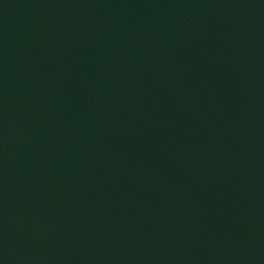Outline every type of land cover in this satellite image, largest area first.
Segmentation results:
<instances>
[{
  "label": "water",
  "instance_id": "95a60500",
  "mask_svg": "<svg viewBox=\"0 0 264 264\" xmlns=\"http://www.w3.org/2000/svg\"><path fill=\"white\" fill-rule=\"evenodd\" d=\"M0 264H264V0H0Z\"/></svg>",
  "mask_w": 264,
  "mask_h": 264
}]
</instances>
